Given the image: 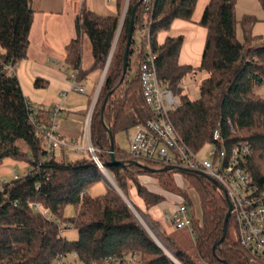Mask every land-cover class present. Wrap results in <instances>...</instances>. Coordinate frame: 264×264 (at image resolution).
<instances>
[{"label": "trees", "instance_id": "16d2710c", "mask_svg": "<svg viewBox=\"0 0 264 264\" xmlns=\"http://www.w3.org/2000/svg\"><path fill=\"white\" fill-rule=\"evenodd\" d=\"M121 1L116 0L117 7ZM138 1L127 68L121 78L131 8ZM198 1L128 0L120 25L119 15H100L81 5L74 18L75 36L65 45V61L77 72V80H81L91 71L102 70L114 43L90 115V142L117 186L126 193L130 181L148 208L164 200L159 193L161 188L182 196L174 204L184 202L193 213L191 199L175 184L174 173L180 172L187 186L193 188L199 205L198 217L192 214L194 237L186 244L164 237L174 256L183 264H252L254 258L240 245L232 216L228 218L224 239L213 248L222 235L227 203L224 192L209 176L177 167L150 170L148 167L157 169L165 165L158 160L134 157L114 141L116 131L133 127L152 115L142 97L139 80L148 24L158 78L166 81L179 99L170 118L182 140L196 150L211 139L216 126L226 138L247 139L251 152L246 167L255 182L264 187V94L258 93L264 87V45H252L250 38L256 17L246 14L238 20L236 0H207L197 20L206 29L197 67L178 62L182 35L168 34L161 43L156 39L158 32L170 29L173 20H191ZM258 2L264 13V0ZM33 19L32 0H0V164L12 159L28 168L27 174L0 183V264H51L58 255L71 252L82 264H100L107 255L122 257L134 252L140 256L138 264H167L161 248L118 193L109 188L102 194L89 193L100 177L91 156L57 160L44 149L43 134L31 122L32 110L19 80L1 69L4 64L14 65L26 57ZM237 25L242 39L237 36ZM85 38L90 44L92 61L82 69ZM194 70L206 75L198 83V96L191 98L184 92L183 84ZM131 71L133 75L128 77ZM43 80L37 76L33 85L42 87ZM109 133L113 155L124 164L111 161ZM129 159L147 167L128 164ZM144 174L156 178L158 191L140 182L138 175ZM32 203H39L68 222L69 228L76 229V238L67 240L56 222L34 210ZM132 204L137 210V205ZM67 206L75 209L74 215H65Z\"/></svg>", "mask_w": 264, "mask_h": 264}, {"label": "built area", "instance_id": "2783aa9c", "mask_svg": "<svg viewBox=\"0 0 264 264\" xmlns=\"http://www.w3.org/2000/svg\"><path fill=\"white\" fill-rule=\"evenodd\" d=\"M144 3L147 0H143ZM128 0L124 1L121 24L126 11ZM119 24V25H120ZM145 53L139 66V80L142 97L152 112L150 118L134 125L133 134L129 138V153L134 157L148 158L161 161L165 166L172 165L181 169L192 170L214 179L230 202V216L234 218L237 227V238L254 258L252 264H264V187L258 185L246 167L251 145L247 139L232 140L224 137L220 128L216 126L211 134V139L206 141L198 149L192 150L180 137L175 128L170 113L179 105V99L168 87L166 81L158 78L155 53L151 50L148 38V24L145 26ZM13 64H4L1 69L13 74ZM194 76V73H190ZM69 90L83 93L85 88L77 80V72L70 71ZM98 84L92 102L85 117V129L82 142L69 140L58 133V117L61 112V104H54L48 113L47 123L41 125L31 108L30 119L43 134V147L48 156H54L55 151L61 147L73 150H86L96 162L99 169L104 166L99 162L95 154L96 149L91 145L89 136V121L93 105L96 101L99 87ZM62 96L66 92L61 93ZM232 126V123L228 121ZM235 130V129H233ZM28 168L17 169L15 166L10 170L11 177L0 179V183L12 180L20 175H25ZM34 210L40 211L47 219L53 220L59 226L60 234L69 228V223L61 221L39 203H32ZM133 214L138 212L127 203ZM137 218V216H136ZM164 222L172 228L191 227L192 213L184 202L174 204L168 212L162 213ZM139 221V220H138ZM140 223V221H139ZM142 225V223H140ZM143 228L152 240L161 248L168 259L167 264H183L160 241L148 225ZM191 235L194 233L191 230ZM75 260L79 261L76 253H69ZM66 255H58L51 264H70ZM139 254L136 252L118 257L107 255L100 264H138ZM80 262V261H79ZM81 263V262H80ZM82 264V263H81Z\"/></svg>", "mask_w": 264, "mask_h": 264}, {"label": "crops", "instance_id": "0c3cea01", "mask_svg": "<svg viewBox=\"0 0 264 264\" xmlns=\"http://www.w3.org/2000/svg\"><path fill=\"white\" fill-rule=\"evenodd\" d=\"M32 4L34 19L29 33L27 55L14 64L13 74L19 80L21 89L41 125L47 123L50 108L54 104H61L58 133L69 140L82 142L85 117L97 86L101 82L102 74L98 84L96 76L92 77V75L95 72L100 73L99 70L89 72L80 80V83L85 86V90L90 83V94L78 96V94H83L85 90L83 93L70 91L69 73L72 68L65 61V45L75 36L74 18L81 5L100 15L117 14L120 22L124 2L121 1L119 7H117L116 0H32ZM199 16L193 15L189 21L175 19L168 31H160L156 37L158 43H161L168 34L173 36L182 35L183 43L178 62L193 67H197L200 63L206 35V29L197 23ZM257 18L261 19L260 17ZM262 18H264V15H262ZM90 63L86 67L82 68L81 66V68H87ZM132 75L131 71L128 77ZM37 76L44 79L42 87L37 88L33 85V81ZM29 84L32 88H28ZM62 92H66V95L62 96ZM72 92L74 94H71ZM70 151L68 148L61 147L55 151L54 156L57 160H65V156ZM147 181H149V178L142 183L147 186V183H150ZM161 204L159 209L162 216L164 211L161 209ZM67 208L72 207L67 206ZM65 215H67L66 210Z\"/></svg>", "mask_w": 264, "mask_h": 264}, {"label": "rangeland", "instance_id": "374dc122", "mask_svg": "<svg viewBox=\"0 0 264 264\" xmlns=\"http://www.w3.org/2000/svg\"><path fill=\"white\" fill-rule=\"evenodd\" d=\"M122 1L124 2L125 0H122ZM206 1L207 0H199L198 1L197 5L195 7V10L193 12L194 16H199V14L203 8V5ZM246 14H251V15H254L256 17V20L254 21V23L252 24L251 29H250L251 44L254 46L264 45V18H262V15H264V13H262V10L260 8L258 0H236L235 15H236L237 19L238 20L241 19V17L243 15H246ZM257 17H260L261 19H258ZM238 25H237V36L239 39H242V33H241V30H240ZM119 29L120 28L118 27V29L116 31L114 42L116 41V38L118 36ZM137 35H138V33H137ZM113 47H114V43H113V46H112L109 54H112ZM90 53H91L90 52V44H89V41L85 38L84 39V49H83V59H82V65H81L82 68L86 67L87 64L89 62H91V54ZM110 57H111V55H110ZM106 62H107V60H106ZM105 64H104L102 70L101 71L99 70L100 73L95 72L92 75V77L96 76L97 84H98L99 79L101 78V74H102V77H104L106 67H107V66H105ZM107 65H108V63H107ZM205 75H206V73L204 71L196 70L194 72V76L189 75L184 79V84H183L184 92H186L189 95V97L196 98L198 96V83L200 82V80ZM24 84H25V82H24ZM23 86H25V85H23ZM28 88H32L31 84H29ZM84 88H85V86H84ZM90 92H91V89H90V83H89L86 86L85 92L83 94H78V96H85L86 94L87 95L90 94ZM258 93L264 94V87H262L258 91ZM71 94H74V92H72ZM59 117H60V115H59ZM84 129H85V124H84ZM133 130H134V127H129L126 130H118L114 133L115 143L117 144V146L119 148H121L125 152L129 151V138L133 134ZM83 137H85V136H83ZM69 150H71V151L68 155L65 156V160L66 159L69 160L70 158L75 159L79 155L91 156V154H88L86 152V150H80V149L77 151L73 150V149H69ZM14 166L17 169H24L25 167H27V165L23 162L15 161L12 159H5L0 164V179L10 178L11 177L10 170ZM99 175H100L99 180L97 182H95L90 187L89 193L94 196V195L102 194L106 190V188H109V189L115 191L116 193H118L123 198V200L126 203L130 204L132 207H133L132 203L136 204L138 209H139V210L137 209L138 212L136 213L137 219L140 221V223H142V225L143 224L148 225L149 228L155 233L157 238L166 244V247L172 252V254H173V251L170 248L167 241L164 239V237L165 238H171L174 241L177 240L181 244H186V243L191 242V240H192V235H191L192 229H191V227H190V229L187 226L176 229V228H172V227L168 226L164 222V220L162 219V216L160 214V209H159V205L161 204V202L158 203L157 205H154V206H151L148 208L145 206L142 199L137 196L136 191H135V186L132 183H130V181H128V188H127L126 193H124L117 186L112 174L110 173V171L108 169H106L105 167L99 169ZM145 177H147V178H145ZM173 177H174L175 184L182 191H185L187 193V197L191 199L192 212H193L192 214L195 217L196 216L198 217L199 205H198L196 193L194 192L193 188H190L187 186V180L183 177V175L180 172L174 173ZM148 178H149V181H147V182H150V183H147V187L149 189L158 191L159 190L158 185H157L158 182H157L155 177L147 175V174L138 175V179L140 180L141 183L143 181H145V179H148ZM143 185L146 186V184H143ZM159 193H162V195H164V200L162 201L163 203L161 204V209H162V211H165V212H168L170 210V208H172L174 206V203L176 202V200L182 199V196H180L176 193H172V192L162 190L161 188L159 190ZM141 211L145 214H143ZM74 213H75V209H72V208L66 209L67 216H69V215L72 216V215H74ZM154 220H157V221L155 222ZM62 235H64V237L67 240H73L76 238L77 232H76V229H74L73 227H70V228L63 230ZM66 258H67L66 260L70 264H81L79 261L75 260V258H73L70 254H68Z\"/></svg>", "mask_w": 264, "mask_h": 264}, {"label": "water", "instance_id": "95a60500", "mask_svg": "<svg viewBox=\"0 0 264 264\" xmlns=\"http://www.w3.org/2000/svg\"><path fill=\"white\" fill-rule=\"evenodd\" d=\"M140 3V1L136 2L132 8H131V15H130V19H129V23H128V29H127V34H126V44H125V47H124V51H123V56H122V76L121 78L123 77V74L125 73L126 71V68H127V60H128V50H129V45H130V42H131V38H132V30H133V22H134V14H135V10L138 6V4ZM120 28V27H119ZM110 55L107 57V62L105 64V66H107V63L109 61V58H110ZM104 105V103L102 104ZM109 139H110V149H109V152H110V157H111V161L112 162H116V163H119V164H124V161L122 160H116L114 155H113V151H112V142H113V139H112V136L111 134L109 133ZM127 163L128 164H134V165H141V166H144V167H147L146 165H142L140 164L138 161L134 160V159H129L127 160ZM150 170H159V171H165L167 169H173L175 168L174 166L172 165H168V166H163L161 168H150L148 167ZM183 170H188V169H183ZM215 184H217V182L212 179L211 177H209ZM218 185V184H217ZM219 186V185H218ZM220 187V186H219ZM223 191V190H222ZM224 192V191H223ZM225 194V193H224ZM225 199H226V203H227V210L225 212V216H224V221H223V229H222V235L220 237V239L217 241V243H215L213 245V248L219 244L225 237V233H226V228H227V221H228V218L230 217V202L228 201V198L227 196L225 195Z\"/></svg>", "mask_w": 264, "mask_h": 264}]
</instances>
